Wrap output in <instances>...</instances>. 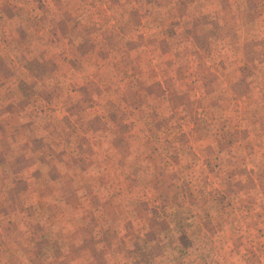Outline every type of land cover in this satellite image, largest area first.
<instances>
[{"label":"rangeland","instance_id":"374dc122","mask_svg":"<svg viewBox=\"0 0 264 264\" xmlns=\"http://www.w3.org/2000/svg\"><path fill=\"white\" fill-rule=\"evenodd\" d=\"M0 264H264V0H0Z\"/></svg>","mask_w":264,"mask_h":264}]
</instances>
